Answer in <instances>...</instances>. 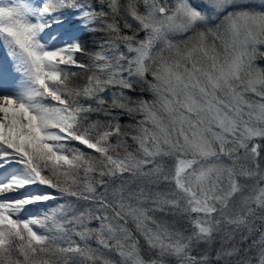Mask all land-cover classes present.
<instances>
[{
	"label": "snow or ice",
	"instance_id": "6c2138e0",
	"mask_svg": "<svg viewBox=\"0 0 264 264\" xmlns=\"http://www.w3.org/2000/svg\"><path fill=\"white\" fill-rule=\"evenodd\" d=\"M258 45L264 0L0 6V264H264Z\"/></svg>",
	"mask_w": 264,
	"mask_h": 264
},
{
	"label": "trees",
	"instance_id": "16d2710c",
	"mask_svg": "<svg viewBox=\"0 0 264 264\" xmlns=\"http://www.w3.org/2000/svg\"><path fill=\"white\" fill-rule=\"evenodd\" d=\"M121 2H122V3H126L127 0H121ZM126 31H127V30H126ZM100 35L103 36L104 34L101 33ZM140 35H143V33H140ZM261 53H264V45H263V47H261V49L258 50V52H257V54H256V63H257L258 68H264V55H261ZM149 79H151V77H149ZM129 95H134V94L131 93V92H129ZM144 95H145V98H147V99H151V98H152L150 94H144ZM140 118H141V117L138 116V117H136L135 119H140ZM135 119H133L132 117H128V116H123V117H121V119H120V123H121L122 125H125V126H126V125H129V124H133V123H135ZM128 142H129L130 144L132 143L130 136L128 137ZM135 182H136V181H135ZM135 182H134V184L132 185L133 187H135V185H136ZM165 189H167V187H166ZM100 190L102 191L103 189L101 188ZM60 202H63V201H60ZM32 211H35V209H32ZM161 217H162V219H166V220H169V221H171V220L173 219L170 215H165V214H163V213H161ZM257 224H258L257 226H259V222H257ZM90 226L95 227V226H96V223L93 222L92 225H90ZM185 226H186V222H183V223H181V224H177V227H185ZM258 232H259V231H258ZM259 234H260V233H259ZM250 239H251V238H249L247 241L244 242V244H243L244 247H246L248 244H250V243H248V241H250ZM235 240H237V241L239 242V240H240L239 235H237V236L235 237ZM90 243L92 244L93 247H96V246H97L94 240L91 241ZM219 247H220V242L217 240V241L214 242V244L212 245L213 256L215 255V250L218 249ZM257 251H258V248H257ZM193 254H194V255L196 254L195 251L193 252ZM106 255H107V257H108L109 259H111V260H113V261H117V259H118V258H117L118 254L115 256V253H114V255H113V253H106ZM243 255H244V254L241 253V256H243ZM232 259H233V264H235V261L238 260V259H240V256L234 257V258H232ZM170 264H178V261H176L175 258H170ZM221 264H223V262H221Z\"/></svg>",
	"mask_w": 264,
	"mask_h": 264
},
{
	"label": "rangeland",
	"instance_id": "374dc122",
	"mask_svg": "<svg viewBox=\"0 0 264 264\" xmlns=\"http://www.w3.org/2000/svg\"><path fill=\"white\" fill-rule=\"evenodd\" d=\"M9 2H11V0H6L4 3H0V6H2V5H4V4H7V3H9ZM253 2L257 5V6H259V4H260V0H253ZM258 10H259V8H258ZM141 36H143V35H141ZM176 39H180V37H176ZM217 44H219V42L217 41ZM261 47H263V45H258L257 46V52H258V50L259 49H261ZM257 54V53H256ZM254 64H255V66L256 67H258L257 66V63H256V55H255V59H254ZM166 159H168V160H170L171 158H166ZM225 162H227V161H225ZM136 185L137 184H143V185H147V180L145 179V178H141V179H139V180H136ZM166 188V186L165 185H163V184H161V185H159V186H157V185H151V189L153 190V191H167L168 189H165ZM157 216H158V218H160V219H162V217H161V213H158L157 214ZM258 225V224H257ZM259 232L257 231V232H255V234L254 235H252V236H250L249 238H251L250 239V241H248V243H252V241L253 240H258L259 239ZM218 241H219V239H217ZM235 243H237L238 245H239V242L237 241V240H235L234 241ZM233 242H229V244H228V246H231V244H232ZM257 248H255V249H253L250 253H249V255L252 257V264H256V260H257ZM113 255H114V253H113ZM117 254L115 253V256H116ZM117 261H115L116 262V264H120V257L119 256H117Z\"/></svg>",
	"mask_w": 264,
	"mask_h": 264
}]
</instances>
